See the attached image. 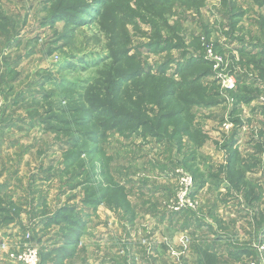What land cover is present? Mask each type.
I'll return each mask as SVG.
<instances>
[{
    "label": "rangeland",
    "instance_id": "1",
    "mask_svg": "<svg viewBox=\"0 0 264 264\" xmlns=\"http://www.w3.org/2000/svg\"><path fill=\"white\" fill-rule=\"evenodd\" d=\"M100 1L0 0V131L12 149L2 154L0 170L8 182L19 180L9 190L15 199L32 200L42 190L46 201H31L37 225L19 231L22 246L38 250V264H193L186 248L191 236L180 237L192 212L173 219L180 208L220 226L227 248L252 242L253 255L243 264H264V0ZM83 3L82 13L66 12L73 19L60 17L63 8ZM128 70L139 72L125 94L135 106L112 93L118 74ZM191 81L201 96L187 93L192 103L183 106L184 117L160 122L181 107L176 98ZM171 88L176 96L156 103ZM91 94L149 127L106 129L66 173L69 137L62 127L81 115ZM237 175L238 190L232 186ZM97 189L114 196V208L105 201L88 207L85 199L93 200ZM64 207L82 216L85 235L81 247L79 239L70 246L71 256L80 252L63 263L68 229L40 223ZM12 233L6 230L0 242ZM6 249L9 257L18 250ZM5 259L0 252V263Z\"/></svg>",
    "mask_w": 264,
    "mask_h": 264
},
{
    "label": "trees",
    "instance_id": "2",
    "mask_svg": "<svg viewBox=\"0 0 264 264\" xmlns=\"http://www.w3.org/2000/svg\"><path fill=\"white\" fill-rule=\"evenodd\" d=\"M109 0H105V1H100L102 2H108ZM98 1H95V3ZM99 2V3H100ZM69 5V4H68ZM86 4H80L78 6V8L73 7L71 8H63L62 12L59 14L60 17H66L68 19H73L74 17H69L67 15L66 12H76V13H82L81 11L86 8ZM58 17L52 16V18L50 17L48 19V22L51 24V19L55 20ZM54 22V21H53ZM138 71H132V70H128L125 73L122 74H118L117 79L114 80V84L112 86V93L114 94V96L119 99L120 101H124L123 104H130L131 106H135L134 102L130 100L131 96L125 95L126 91L128 90V87L130 88L131 86H133L135 83L138 82L139 79H137L138 76ZM137 79V80H136ZM101 81V80H100ZM149 82V81H148ZM183 93L182 95L179 96V98H176L180 104L181 107L177 108L176 111H171V112H165L164 115H161L160 122L165 119V120H172V119H179V116H183L184 114H186V110L182 111L183 106L186 107L188 106L190 103H192L190 101L189 98H187V93L191 94V92H194L198 97L201 96V91L199 89V87L195 84L194 81L191 82H185L183 84ZM148 88V91L145 92V95H149L151 100H152V95H151V88ZM91 91V90H89ZM178 89L175 88L174 89H169L166 92H164V90L162 92H160V94L157 95V99L155 100L156 103H160L164 98H173L176 96ZM180 92V93H182ZM87 103H88V107H84L81 110V115H79L76 118H73L71 120H68L66 122V124L62 127V132L64 136L69 137V140L67 142L66 145L67 148L66 150L63 152L64 153V157L62 160V165L63 168L65 169V172L68 173V167L72 166V165H76L79 164L81 162V153L85 152V153H89L88 152V148L86 146V144L88 143H95V141H97L98 138L103 137L104 132L106 129L108 128H114V127H119L123 126V125H127L129 127L130 126H140L143 128H148L149 124L148 122L144 121L143 119H141L140 117L134 115L131 112H124L122 110H116L114 107L110 108L109 106H104L102 104H100L98 101H96L94 98H92V94L88 97L87 99ZM168 105L164 106L163 108H167ZM116 107V106H115ZM184 117V116H183ZM183 129V131L187 130L186 128H180ZM152 132V130H150ZM178 129L174 132L177 133ZM233 144L234 141L232 140V142L230 143V148L233 150ZM234 154H231L229 157V168L232 167V163H234ZM78 166V165H77ZM70 178H74V177H79V170L76 172H70ZM230 176H232V173H230ZM233 179L235 180L234 182H232V186L235 189H239V184L242 180V176L241 175H237L235 177H233ZM199 188V186L195 187V190L193 191V194L195 192H197V189ZM93 197L94 199H85V203L88 205V207L91 208V210H95L96 207H98V205H100L101 201H105L107 203V206H111V208L113 207V204L115 206V199L114 196L110 197L111 201L108 200L106 195L107 193L105 192V190L103 189H97V190H93ZM114 195V194H113ZM111 202V203H110ZM72 209L71 208H67L64 207L63 209H60L58 211L55 212V214L53 215V218L49 219L46 223V225H52V224H63V228L62 230H67L68 231V249L66 250V256H68V258H70L71 254H72V250H74V247H70L72 245H74V243L77 241V239H79V237L81 236V234L84 232V228H85V223L82 219V216L77 214V213H73L72 215ZM76 214V215H75ZM72 216V217H71ZM74 216L77 218H74ZM2 218V222H6V221H11L12 219H10L6 213V216L4 217V215H1ZM65 237V236H64ZM199 264H217V260L214 258L213 254L208 253L207 251H200L199 252Z\"/></svg>",
    "mask_w": 264,
    "mask_h": 264
},
{
    "label": "crops",
    "instance_id": "3",
    "mask_svg": "<svg viewBox=\"0 0 264 264\" xmlns=\"http://www.w3.org/2000/svg\"><path fill=\"white\" fill-rule=\"evenodd\" d=\"M0 124H2V123H0ZM0 135H1L0 136V159H1L2 154L9 152V150H12V149H11V146H9V144H8V146L7 145L5 146L6 143L10 142V141H8L9 135H8V133H6V130H5V132H4V130L0 131ZM20 154L22 155L23 153L21 152ZM14 157H16V155H14ZM21 157H25V155L23 154ZM17 159H18V155H17ZM17 173L18 172H15V174H17ZM4 176H5L4 171L0 170V237H1V234H3L6 230H7V232H13L12 233L13 236H11L10 238L7 237L8 240H5L6 242L1 238L3 243L0 242V246L2 244H4L5 249L0 248V252L2 254H4L7 259H5L4 261L2 260L3 263H0V264H16L15 261H13L8 256V251H6L7 250L6 248H7V246L10 249H13V248L20 249L21 248L23 242L25 243V241H24L23 236L21 237L19 231H21V232L22 231L23 232L29 231L30 232L37 225L36 224V209H35L36 206H33V208L31 209V205H30L31 201L32 200H38L39 204H41L40 206H45L46 201H45V196L42 195L43 194L42 190H40V191L37 190V192L34 195L35 199L32 198V200H28L29 199L28 195L23 197L25 200L23 198L18 199V197H17V199H15L10 194L9 190H12V185L17 184V182L19 183V180L15 179V180H11L10 182H8L9 179H4ZM33 187H34V185L30 186L29 193L33 192ZM37 187H38L37 189H39V186H37ZM194 195L195 194H193V196ZM37 206H39V205H37ZM196 206H197V204H196ZM189 210L190 209H186V210H180L179 209V211L173 217V219H175V217H177L178 215H179L178 217H180L181 216L180 214L183 211L184 212H186V211L192 212V214L189 216L191 218L185 219V221L183 222V224L180 227L181 228V230H180L181 236L180 237L184 238L183 236L186 234L191 236V246L190 247L186 246V248H190L188 251L190 252V250H191V252L193 254V259H195L193 264H199V252L200 251H207L208 253L213 254L214 258L217 260V264H227V263L228 264H243L244 256L253 255L254 249L249 247L252 244V242H248V245H249L248 248L244 247V245H246L247 242H244V244H239V243L234 242V241H232L233 249L225 247L224 244H226V242H227V240L225 239L226 234L224 232L218 231V227L220 230H221V227L220 226L217 227V226H215V224H214V227L212 226V224L211 225L207 224L206 219L198 218L193 214V212H195L196 210L195 211H189ZM6 213H7L8 217L12 220L2 222L1 215H4V217H5ZM44 215L49 216V217L41 220V223H40V225L45 229V228L49 227V225H46V223L49 219L53 218L54 214L51 216V214L47 215L45 213ZM212 219L215 221V223H218V224L220 223V221L217 218H214V216L212 217ZM52 225H54V224H52ZM203 228H206L209 230V233L206 236H205L204 232L202 231ZM219 233H223L225 235H220ZM256 233L258 234L257 236L260 237V235L263 233V231L262 230L255 231V235H256ZM84 235H85V232H83L81 234V236L79 237L78 244L80 247L84 242L83 241ZM199 235L202 236L203 238H199ZM257 241H258V238H257ZM228 242H229V240H228ZM43 247H46V246H43ZM184 247L182 245V249H185ZM46 248L52 249L54 247H46ZM78 252H80V249L79 250L77 249L76 253H74V255L71 256L72 259H73V257L75 258L76 254H78ZM254 255H255V253H254ZM70 258L66 259V254L64 256H62V255L60 256V259H62L63 263L70 260ZM228 258H231L234 261H238V263H230L227 260ZM51 262H52V256H51ZM183 264H186V262Z\"/></svg>",
    "mask_w": 264,
    "mask_h": 264
},
{
    "label": "built area",
    "instance_id": "4",
    "mask_svg": "<svg viewBox=\"0 0 264 264\" xmlns=\"http://www.w3.org/2000/svg\"><path fill=\"white\" fill-rule=\"evenodd\" d=\"M188 178H183L182 182L187 184ZM189 180V179H188ZM191 182V181H190ZM191 184H188L187 187H190ZM191 192H189V190L186 188L185 189V195H190ZM186 205L191 206L190 203H187ZM183 205H180V207ZM178 210L180 208H177ZM28 238V236H27ZM1 249H5V245L2 244L0 246ZM264 251V244L259 246V252ZM10 258H12L13 261H15V263L17 264H38L39 262V257H38V250L36 248H33L27 244H24L22 246L21 249L12 251V253L10 254Z\"/></svg>",
    "mask_w": 264,
    "mask_h": 264
}]
</instances>
